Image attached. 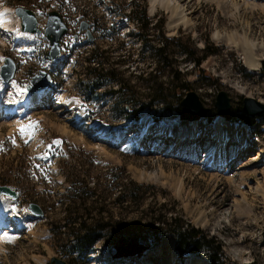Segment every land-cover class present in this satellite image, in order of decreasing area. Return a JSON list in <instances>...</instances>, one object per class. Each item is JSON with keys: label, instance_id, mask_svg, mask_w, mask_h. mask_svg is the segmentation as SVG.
<instances>
[{"label": "rangeland", "instance_id": "374dc122", "mask_svg": "<svg viewBox=\"0 0 264 264\" xmlns=\"http://www.w3.org/2000/svg\"><path fill=\"white\" fill-rule=\"evenodd\" d=\"M131 1H110L114 13L107 14V7L101 5L100 0H71L67 1V6L63 5V0H0V11L18 7L31 10L40 28L45 27L46 16L53 10L62 15L69 27L68 35L63 39L62 57L50 64L46 63L45 57L49 43L43 35L28 37L26 42L10 48L9 40L0 31V63L2 58L11 57L18 63L19 71L7 92L0 84L1 109L28 98L26 87L40 70H50L54 79V86L40 104L24 106L29 109L20 117L17 114L25 108L18 105L20 112L17 107L10 115L16 116L0 118V187L6 186L18 193L17 199L9 198L8 225L12 228L19 222L27 225L25 231L11 232L3 241L4 233L1 234L0 264H49L52 258L67 264H118L109 248L121 234L129 238L144 236L152 245L150 250L128 258L127 264H143V260L148 258L160 264L163 261L161 255L171 254L174 255L169 260L172 264H188L192 257L213 264L208 251L180 255L172 234L163 236L159 244L154 243L147 230V216L151 212L165 214V210L171 211L165 216L169 223L181 217L209 239L219 242L225 264H264V156L256 150L257 146L264 148V119L260 118L254 126H248L249 136L240 139L237 137L247 126L236 123L245 97L264 103L262 8L244 12L242 8L237 10L229 0H172L185 7L187 25L177 21L179 19H175L171 10L164 8L165 0H157L155 7V0H146L145 4L136 0L138 6L147 7L148 16L153 19L152 27L160 20L164 21V32L169 39L182 37L186 41L189 37L187 45L198 51L207 47L208 40L210 50L216 51L203 62L200 69L204 74L193 62L186 60L185 55H178L175 63L191 85L183 98L190 91L195 92L205 107L212 109L209 116L195 121L196 126L192 127L195 122L181 120V113H167L159 122H153L151 110L141 118L139 126L142 131L160 130L161 133L157 137L141 139V131L126 133L129 120L120 114L116 105L113 108L111 103H101L107 101L105 95L92 103L91 109L82 108L80 101L85 92L78 85L81 78L76 77V72H84L81 68L84 64L81 62L80 66V60L92 49V46L84 45L87 38L79 32V23L82 20L90 22L92 15L104 17L108 27L121 28L122 34L111 40L102 36L103 31L93 32L97 39L95 42L103 50L110 49L115 60L131 57L130 61L134 62L129 64L130 68L120 66L121 72H125L120 79L130 80L131 85H137L135 90L138 93L146 94L147 88L141 85L138 77L143 71H153L156 64L150 61L143 66L141 41L130 35L132 28L117 16L120 7L129 13ZM254 1L256 5L264 6V0ZM239 3L242 4L241 1ZM13 28L15 31V26ZM152 34L157 36V31ZM13 36L17 41L19 33ZM246 36L257 45L253 53L241 48V38ZM156 38H153L154 43L159 44ZM31 42L34 46L28 50L27 43ZM116 42L127 43L128 46L117 50ZM73 47H77V57L69 59ZM249 58L258 59L261 68L252 70L247 64ZM159 81L166 84L167 79L162 75ZM220 92L228 93L232 99L233 120L227 124L237 127V130L235 138L227 142L229 152L225 157L235 160V164L220 170L206 169V164L213 161H208L207 154L222 142V138L217 139L218 143L209 139L215 134L213 125L221 119L215 107ZM88 117L92 122L85 126ZM29 125L34 127L29 128ZM21 128L26 130L25 133ZM183 131L195 132L196 137L199 132L202 136L199 140L186 141L171 148L170 140L175 133ZM108 132L112 133L113 139L106 141L103 136ZM241 139L248 140L249 145ZM57 140L61 143L56 144ZM152 142H155L154 146H150ZM127 146L134 149H125ZM133 190L138 191L136 196L132 195ZM91 193L95 194L94 197L84 199ZM129 196L134 200L122 206L114 204L117 197ZM31 203L42 209L43 217L35 218L29 214L27 208ZM102 210L106 212L101 215L99 212ZM70 211L76 212L70 219L76 215L80 218L79 223H95L104 219L102 222L110 225L105 238L92 247L86 259H76L75 253L69 255L67 249H61L68 238V226L64 225L68 223ZM117 225L121 226L120 230ZM162 245L165 248L157 252Z\"/></svg>", "mask_w": 264, "mask_h": 264}, {"label": "trees", "instance_id": "16d2710c", "mask_svg": "<svg viewBox=\"0 0 264 264\" xmlns=\"http://www.w3.org/2000/svg\"><path fill=\"white\" fill-rule=\"evenodd\" d=\"M142 1L145 4L146 0ZM131 2L130 6H132V9L129 10V13H125L122 7H118L120 13H122L121 16L126 22L136 27L137 31L133 35L139 39L143 45V49L141 50V57L144 62L143 66H147V63L150 61L156 64L153 71H145V73L143 71V75L141 74L138 77L141 81V85L147 88L146 94L142 95L138 93L135 90L137 85H131L130 80L120 79V76H125V72H121L120 66L126 65L130 68L129 64L133 65L134 62L130 61L131 57H125V60H115L112 57V51L110 49L103 50L100 45L94 42L90 45L92 49L89 51L88 55L80 60V66L81 62L84 66L86 65V67L81 66L84 72H76V77L78 76L81 78L78 79V85L85 92V99L82 101V105L87 109H91L90 104L94 101H99L105 95L107 101L102 102L104 104L111 103L113 108L116 105V109L120 111V114H124L126 120L139 123L145 114L153 110V121L159 122L167 113H181L180 103L185 92L190 90V83L184 79V74L180 67L175 65L178 59L177 56L185 55L186 60L193 62L197 70L201 74H204L205 72L203 69H200L203 62L216 51L210 50V47H208V40L206 41L207 47L198 51L195 47L193 48L187 45L191 39L189 37L186 41H184L182 37L169 39L166 37V32H164V21L160 20L158 25L152 27L153 19L148 16L147 7L145 5L142 7L138 6L136 0ZM109 3L110 2L107 3L108 6L113 5L112 3L109 5ZM108 11L107 13H114L111 7H109ZM91 19L93 20V26L97 28V33L106 30L110 32L113 31L112 34L104 32V38L112 40L114 36L120 35V29L111 26L108 27V22L104 17L92 15ZM154 30L157 31V36L152 34ZM153 38L159 40V44H155ZM116 43L118 44L117 50H122L125 45L128 46L127 43ZM85 46L88 47V45ZM162 75L167 79L166 84L159 81ZM159 106H161V109L158 108ZM239 111L240 115L238 121L240 123L249 125L254 124V119L246 116L242 108H240ZM136 189L139 190L137 187ZM132 193V195L136 196L138 191L134 192L133 190ZM93 194L91 193L88 197L85 196L84 199L94 197L95 194ZM127 198L117 197L114 200V204L122 206L129 200H134L132 196ZM168 211L169 210H165V214L161 213L158 215L155 212V214L151 212L150 216H147L149 220L147 230L152 235L151 238L155 244H159L163 236L172 234L176 238L175 248L180 255H186L187 253L198 254L200 251H208L211 258L210 261L213 264H225V259L223 258L221 250L222 246L219 242H215L214 239H209L206 234L191 227L188 223L183 221L181 217L172 219L169 223L168 219L165 217ZM105 212V210H102L99 214L102 215ZM72 214H76V212L70 211L68 223L64 225V227L68 226L66 229L68 238L65 244L63 243L64 245H62L61 249H67L68 252H66L69 255L75 253L76 259H86L88 253L93 250L92 247L105 238V233L108 232L110 225L103 223L102 221L104 219L97 222L94 220L95 223H79L80 218L76 215L70 219ZM117 227L120 230L121 226L117 225ZM129 239L128 236L121 234L116 237L114 244L123 247L129 242Z\"/></svg>", "mask_w": 264, "mask_h": 264}, {"label": "water", "instance_id": "95a60500", "mask_svg": "<svg viewBox=\"0 0 264 264\" xmlns=\"http://www.w3.org/2000/svg\"><path fill=\"white\" fill-rule=\"evenodd\" d=\"M17 15L21 18L22 21V30L23 32L28 33H40L41 31L37 28L38 22L36 16L28 9L17 8ZM47 25L44 31V34L50 41L51 49L47 55L48 60H55L61 53V39L67 33L68 28L63 22L62 18L57 12H50L47 16ZM86 31L88 35V41H92L93 37L89 31V24L86 22L81 23L80 31ZM16 67L12 59L7 58L5 65L2 67L1 77L4 82L10 81L15 73ZM51 82V77L44 71H40L38 75L32 78L31 85L28 86L29 92H35L42 90L49 86ZM231 101L228 93L220 92L217 95L215 102L216 113L219 117L224 118L226 121H231L233 119L231 113ZM181 107V120L187 121H197L202 118H207L211 112L210 108L205 107L201 102L199 96L190 91L180 103ZM243 111L251 118L259 117L264 114V103L256 101L252 98L246 97L243 101ZM6 195L13 199L17 198L16 192L12 191L8 187H0V196ZM28 210L35 216L42 217L43 211L36 204H30ZM148 240L144 236H133L129 239V242L120 247L116 244L112 245L109 248L110 254L114 258L120 257H133L139 254H142L151 248ZM49 264H67L61 259L52 258Z\"/></svg>", "mask_w": 264, "mask_h": 264}, {"label": "bare ground", "instance_id": "6f19581e", "mask_svg": "<svg viewBox=\"0 0 264 264\" xmlns=\"http://www.w3.org/2000/svg\"><path fill=\"white\" fill-rule=\"evenodd\" d=\"M212 1L213 2L214 1L219 2L220 0H212ZM229 1H232L230 3H233V5L236 7L237 10L242 8L244 12L246 10H250V12H252L253 10H256L258 8H262L261 11L264 12V6H262V5L258 6V4L256 5V1H254V0H239V2L241 1L242 4L239 3L238 0H229ZM156 2H157V0L153 1L154 7L156 6L155 5ZM163 6H164V8L171 10L172 14L175 16V19L176 18L179 19L177 21H183L184 24L188 25L189 21L187 20L185 7H183L182 4H180L177 1L173 2L172 0H165L163 3ZM16 19L17 18L15 17L14 11L12 9L6 8V9L0 11V31H3L4 33H9V31L14 30V28H13L14 26H15V31H16L17 26L19 27V25H17L18 24L17 22L15 23L16 25L13 24L15 21H18V19L17 20ZM24 39H25L24 36H21L20 38H18L17 41L15 40V45L20 44L22 42V40H24ZM241 40H242V41H240L241 42V48H244L245 50H249L250 53L251 52L253 53L255 48L257 47V45H255L252 41H249L247 36L241 38ZM234 45H235V47L238 46V44H234ZM247 64L254 71H257L260 67V62L258 59L253 60L252 58H249V60H247ZM3 88H5V86H3ZM3 90L5 91L6 88ZM46 93H47V91H42V92H39V93H36L33 95H28L27 96L28 98L20 99L19 101L16 102L15 105L10 106L4 110L1 109L2 106H0V114L4 113V116H10L17 109L18 105L20 106L23 104V106H29L30 107V105L35 106V104H40L44 100ZM22 108H25V107H22ZM16 114H17V112H16ZM195 124H196V122L192 123L191 124L192 127L196 126ZM213 127L216 129V130H214L215 134H214V136H211L209 139L217 140V139L222 138V142H221L222 145L218 146L213 151H211L209 154H207L208 161H210L209 159H212L213 161L208 162L206 164L205 168L206 169L212 168L215 170H220V169H223L224 167H228V165H230V164H235V160H233L231 158H226L225 153L229 152L227 142H229L231 139L235 138L237 127H235V126L230 127V125L227 124V122H225L223 119H219L218 122L215 125H213ZM243 129H244L243 130L244 133H242V135H240L239 137L236 136L238 139H240L242 137L249 136L248 133L250 132V129H248V128H243ZM193 130H187V131H193ZM140 133H141L140 138L145 139L146 136L157 137L160 135L161 131L160 130H145V131H141ZM196 135H197V133H195V132H185V131L175 133V136H174L175 139L172 137L173 140H170V141H172L171 142L172 143L171 148L173 145L179 146L182 143H185L186 141L191 142V140H196V139L199 140L201 135L198 137H196ZM103 137L105 140L113 139L112 136L108 135V134L104 135ZM241 140H243V139H241ZM243 141H247L246 143H248V140H246V139H244ZM154 145H155V142H152L150 144V146H154ZM248 145H249V143H248ZM257 149L259 151H261L262 155L264 156V148L257 146L256 150ZM177 155H179V154H177ZM9 202H10V200L7 199L6 197H4V196L0 197V236L2 233H4L1 241H3V239L5 240L6 235L11 233V232H22V231H25L27 229V225L25 223L19 222L16 225H14V228H12L10 230V232L8 230H7V232H5L6 231L5 228L7 229L6 224L8 223L7 222L8 221L7 215L9 214L8 212L10 210ZM162 247H164V246L162 245L157 252L161 251ZM161 257L163 258V261L160 264H172L169 262V260H170V258L174 257V255L173 254L166 255V256L161 255ZM116 260H118V264H127L129 262L128 258H126V257H121V258H118ZM143 261H144L143 264H157V263L152 262L150 260V258L144 259ZM188 264H207V263L204 260H202L201 258L192 257L188 260Z\"/></svg>", "mask_w": 264, "mask_h": 264}, {"label": "snow or ice", "instance_id": "6c2138e0", "mask_svg": "<svg viewBox=\"0 0 264 264\" xmlns=\"http://www.w3.org/2000/svg\"><path fill=\"white\" fill-rule=\"evenodd\" d=\"M28 127H29V128H32V127H34V125H29ZM25 131H26V130H25L24 128H21V132H22V133H25ZM13 143H15V140H13ZM55 143H56V144H60L61 141L57 140V141H55ZM8 239L10 240V239H12V238H11V237H8Z\"/></svg>", "mask_w": 264, "mask_h": 264}]
</instances>
